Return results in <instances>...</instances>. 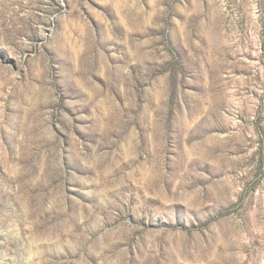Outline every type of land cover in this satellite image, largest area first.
<instances>
[{
	"label": "rangeland",
	"instance_id": "374dc122",
	"mask_svg": "<svg viewBox=\"0 0 264 264\" xmlns=\"http://www.w3.org/2000/svg\"><path fill=\"white\" fill-rule=\"evenodd\" d=\"M0 264H264V0H0Z\"/></svg>",
	"mask_w": 264,
	"mask_h": 264
}]
</instances>
